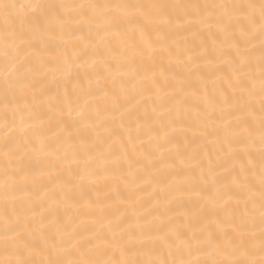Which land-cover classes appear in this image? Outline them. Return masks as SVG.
<instances>
[{"label": "snow or ice", "instance_id": "6c2138e0", "mask_svg": "<svg viewBox=\"0 0 264 264\" xmlns=\"http://www.w3.org/2000/svg\"><path fill=\"white\" fill-rule=\"evenodd\" d=\"M0 264H264V0H0Z\"/></svg>", "mask_w": 264, "mask_h": 264}, {"label": "bare ground", "instance_id": "6f19581e", "mask_svg": "<svg viewBox=\"0 0 264 264\" xmlns=\"http://www.w3.org/2000/svg\"><path fill=\"white\" fill-rule=\"evenodd\" d=\"M22 2H27V0H22ZM165 2H173V0H165ZM199 2H212V0H199ZM175 71H179V68L177 67ZM258 108V104H257ZM195 110H193L190 114H186L185 120H186V126L184 130L178 132L175 137V145H179L182 148H194L196 144L199 142V137L194 135L195 129L191 127L192 121L195 119ZM174 145V146H175ZM127 189L124 185H119L118 187L114 188L112 190V193L114 196H123L126 193ZM193 204L190 201L185 202V208H192Z\"/></svg>", "mask_w": 264, "mask_h": 264}]
</instances>
